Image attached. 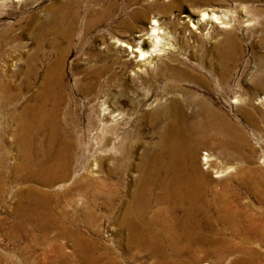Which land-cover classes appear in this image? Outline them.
Segmentation results:
<instances>
[{
	"label": "rangeland",
	"instance_id": "rangeland-1",
	"mask_svg": "<svg viewBox=\"0 0 264 264\" xmlns=\"http://www.w3.org/2000/svg\"><path fill=\"white\" fill-rule=\"evenodd\" d=\"M72 1L0 0V82L10 84L11 93L15 95L5 106H0V167L3 174L0 184V264H86L90 258H98L97 264L159 262L142 248L129 244L127 231L120 221L125 214L126 202L135 192V182L140 178L142 152L152 149L150 145L158 135L157 128L148 124L146 114L155 106L153 101L161 98L159 102H163L167 83L165 72L171 66H177L176 60L186 65H199L203 79L216 85L215 76L199 61H214V48L224 32L221 24L191 29L187 21L189 14L197 18L202 9L226 14L231 20L232 26L226 30L236 39L238 48H233L232 53L236 63L233 61L230 67L229 85L224 94L220 95L216 87L217 92L210 95L203 85H189L211 99L215 109L225 112L238 133L232 136L231 139L236 136V140H231L233 143L230 141L229 146H207L197 151L199 167L208 173L202 202L209 210L210 221L205 235L211 242L196 245L192 254L185 252L175 261L177 264H264V106H245L244 101L238 103L235 98L240 94L243 99L256 96L259 102V98L264 97L263 92L253 91L252 86L258 66L259 49L255 44L260 37V22L264 19V0H213L195 4L192 0H156L172 6L167 11L151 6L146 10V22L132 20L131 24L137 29L149 27L151 13L158 12L173 47L167 49L171 53L166 50L142 70L137 69V61L129 50L121 53L119 47H111L108 33L119 29L114 23L116 18L100 20L84 32V23L89 18L84 10L102 9L108 3L106 0H78L80 18L72 39H66L62 32L68 14L64 19L54 21L51 12ZM122 2L119 0L117 4ZM127 9L125 13L131 11ZM119 16L127 18L123 14ZM252 19L256 22L249 21ZM47 83L52 86L48 104L56 101L59 106L55 113L58 127L66 130L72 139L70 166L73 177L67 182L55 183L51 188L54 192H65L54 205L56 217H64L62 223L50 228L46 238L40 237L36 227V240L13 239L9 236L12 232L10 216L17 204L16 193L28 185L47 188L29 181L23 172L13 170L20 161V151L12 114L24 104H31L34 94L40 97ZM119 93L123 94L120 98ZM1 99L0 92V102ZM103 102L107 103L102 105ZM114 103L124 115L115 113L116 120L113 118V121L104 114V108ZM126 132L128 139L123 144L126 149L121 150L116 138ZM123 150H127V154ZM206 153L212 160L211 166L204 169ZM112 168H116L115 171H111ZM221 170L224 172L219 173ZM77 180L80 184L74 188ZM85 184L89 187H84ZM164 206L152 205L145 217L159 213ZM28 229L32 230L31 227ZM77 234L83 237L82 240L75 237Z\"/></svg>",
	"mask_w": 264,
	"mask_h": 264
},
{
	"label": "bare ground",
	"instance_id": "bare-ground-1",
	"mask_svg": "<svg viewBox=\"0 0 264 264\" xmlns=\"http://www.w3.org/2000/svg\"><path fill=\"white\" fill-rule=\"evenodd\" d=\"M118 1L106 0L107 5L97 11H93L91 8L85 9L84 11L88 13L89 18L84 23V32H88L100 20L116 18L114 23L119 29L108 33L111 47H119L121 53L129 50L131 57L137 61V69L142 70L146 65L152 64L153 59L173 46L167 37L168 31L160 22L158 12L151 13L149 27L137 29L132 26L131 21L146 22L148 18L146 10L151 6H157L158 10L166 9L167 11L172 5H165L166 3H160V1L157 3L156 0H123L119 5L117 4ZM212 1L192 0V4ZM242 1L246 2V0ZM78 6L79 1L74 0L51 12L53 13L51 16L55 17H52L54 21L55 19L60 21L68 14L67 25L62 32V35L68 40L72 39L76 22L80 18L81 11ZM130 6H134L132 10L127 9ZM126 9L131 11L126 12V14ZM199 13L197 18H193L194 15L189 14L187 21L190 23L191 29L221 24L220 28L224 32L223 38L214 48V61L211 63L204 62L205 60L199 61L203 68L206 65L205 68H209V73L215 76L216 85L213 86L203 79L199 65H186L182 61L176 60L177 66H171L165 72L164 79L166 77L167 83L162 95L163 102H159L161 98L153 101L155 106L151 107L146 114L149 118L148 124L157 128L158 135L155 133L157 138L152 144L150 143L152 149H144L142 152L140 178L138 181L136 179L135 190L133 189L135 192L131 195V200L126 202L125 214L120 221L122 227L127 231L129 244L139 247V249L142 248L156 257L159 260L157 264H177L175 260L183 253L192 254L196 245L211 242L210 238L205 235L210 221L209 210L205 209L206 207L202 202L207 190L208 173L200 169L197 151L199 148L207 146L221 148L229 146L227 144L231 140H236V136L231 139L232 136L238 133L225 112H221L219 108V110L215 109L211 99L203 97L200 95L201 93L194 91L189 85L200 84L206 88L210 95L214 94L215 90L221 95L229 85L230 67L235 60L232 54L233 48H238L236 47L235 36L226 30L232 26L231 20L227 18L226 14L218 15L209 9H202ZM119 14H123V17L126 16L128 20H126L127 18H118ZM249 21L256 22V19ZM260 26L258 28L260 37L255 44L259 49V54H257L258 66L252 80V86L253 91L264 93V19L260 22ZM51 91L52 86L47 83L40 97L34 94L31 104L26 106L24 104V107L21 106L19 111L15 110L12 114L17 125L16 139L20 151L18 153L20 161L18 165L13 167V170L15 173L23 172L26 179L47 188L44 190L34 185H28L24 190L16 193L17 204L10 216L12 232L9 236L13 239L25 237L36 240V227L40 232V237L46 238L48 230L62 223L64 218L56 217L54 205L58 203L59 198L65 192H54L51 188L55 183L67 182L71 179L73 174L70 164L73 146L67 131L63 129V132L58 127L56 121L58 115L56 117L55 114L59 107L57 102L48 104ZM0 92L2 96L0 106L2 107L5 106L7 100L13 99L15 96L11 93V85L5 82H0ZM240 95L235 97L238 103L244 101L245 106L248 105L253 108L260 107L259 104L264 106V97H260V101L257 102L256 96H247L248 99H243ZM122 96L123 94L119 93L118 97ZM106 103L103 102L102 105ZM104 111V114L111 119L115 118L113 117L115 113H117L115 115H124L117 108L116 103L108 104ZM127 135L126 132L121 137L116 138L121 150L126 147H123V144ZM231 143L233 142L231 141ZM105 144L107 143L105 142ZM123 151L127 154V150ZM204 155L203 161L207 165L204 169H206L211 166L212 158L207 153ZM115 169L112 168L111 171H115ZM223 172L224 170L219 171V173ZM2 175V168L0 167V184H2ZM79 182L80 180L74 182V188L80 184ZM88 184L91 187V184ZM83 186L89 187L86 184ZM204 199L207 200L206 197ZM155 204H164L165 206L159 209L161 210L159 213L156 209L155 215L153 213V216L146 218V212ZM201 217H203V221ZM28 227H31L32 230H29ZM75 237L80 240L83 238L80 234ZM206 255L210 256L211 253ZM85 263L97 264L98 258H90Z\"/></svg>",
	"mask_w": 264,
	"mask_h": 264
}]
</instances>
